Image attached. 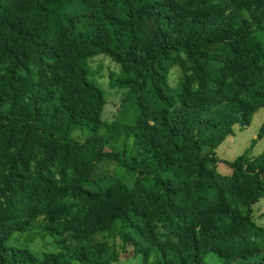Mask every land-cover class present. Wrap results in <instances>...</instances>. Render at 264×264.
I'll return each instance as SVG.
<instances>
[{
    "label": "trees",
    "instance_id": "trees-1",
    "mask_svg": "<svg viewBox=\"0 0 264 264\" xmlns=\"http://www.w3.org/2000/svg\"><path fill=\"white\" fill-rule=\"evenodd\" d=\"M69 1L0 0V264H111L106 233L143 264H208L210 253L264 264L253 217L264 149L215 170L219 144L264 107V0H84L99 31L81 38L64 22ZM95 54L122 67L110 80L126 89L127 112L112 122L89 79ZM178 63L187 76L172 86ZM101 160L135 174L133 185L90 188ZM41 216L74 244L39 256L6 243Z\"/></svg>",
    "mask_w": 264,
    "mask_h": 264
},
{
    "label": "rangeland",
    "instance_id": "rangeland-1",
    "mask_svg": "<svg viewBox=\"0 0 264 264\" xmlns=\"http://www.w3.org/2000/svg\"><path fill=\"white\" fill-rule=\"evenodd\" d=\"M64 22L70 36L81 38L88 30L92 36L99 31V21L93 15L91 7L84 0H70L62 8ZM258 38H264V31L257 32ZM89 79L96 82L103 90L105 99L101 118L103 121L112 122L119 114L126 113L127 108L121 105V100L126 91L125 88L111 84L110 77L122 74V67L106 54H95L88 61ZM187 76L186 68L182 63L170 67L167 80L172 86H180ZM264 124V107L259 108L251 117L248 125L234 126V134L228 135L216 149L219 161L215 170L220 174H230L231 168L227 161H232L237 156L248 153L251 157L261 153L264 149V132L258 137ZM73 137L83 140L85 136L80 131H75ZM96 184L92 189L106 188L123 178L128 186H132L135 174L127 171L114 160H101L94 164L92 173ZM253 217L255 221L264 226V197L253 205ZM72 232L65 230L56 224H49L48 220L41 216L36 221V226L28 231L13 232L7 240L9 245L28 247L35 255L42 256L45 253H58L63 245H73ZM105 240L118 252L119 258L111 264H143L142 260L135 257L131 246H123L116 236L107 234ZM259 258L262 255L258 256ZM208 264H224V261L216 253H210L206 257ZM237 261L234 264H241Z\"/></svg>",
    "mask_w": 264,
    "mask_h": 264
}]
</instances>
